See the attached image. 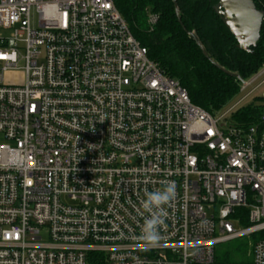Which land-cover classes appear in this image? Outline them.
<instances>
[{"label": "built area", "instance_id": "built-area-1", "mask_svg": "<svg viewBox=\"0 0 264 264\" xmlns=\"http://www.w3.org/2000/svg\"><path fill=\"white\" fill-rule=\"evenodd\" d=\"M234 110L195 104L116 0H0V264H264V101L255 125ZM249 236L252 260L217 261Z\"/></svg>", "mask_w": 264, "mask_h": 264}, {"label": "trees", "instance_id": "trees-1", "mask_svg": "<svg viewBox=\"0 0 264 264\" xmlns=\"http://www.w3.org/2000/svg\"><path fill=\"white\" fill-rule=\"evenodd\" d=\"M253 1L264 11V0ZM219 2L177 0L179 19L173 0H116L120 13L134 36L147 47L149 56L165 74L180 82L195 104L211 113L226 107L240 92L241 81L264 68V20L257 44L250 50L241 49L222 16L217 14ZM152 13L159 17L153 26L148 21ZM192 34L197 36L208 56ZM263 101V96L256 97V101L238 108L232 113L231 121L244 126L259 123ZM240 247L218 255L217 261L240 260Z\"/></svg>", "mask_w": 264, "mask_h": 264}, {"label": "water", "instance_id": "water-1", "mask_svg": "<svg viewBox=\"0 0 264 264\" xmlns=\"http://www.w3.org/2000/svg\"><path fill=\"white\" fill-rule=\"evenodd\" d=\"M173 2L178 18L180 19L177 0H173ZM216 11L217 14L222 16L226 27L236 38L239 48L250 50L251 46L257 44L264 20V11L258 9L253 0H220L219 4H217ZM192 37L200 45L205 56H208L197 36L192 34ZM224 71L231 74L227 70Z\"/></svg>", "mask_w": 264, "mask_h": 264}, {"label": "rangeland", "instance_id": "rangeland-1", "mask_svg": "<svg viewBox=\"0 0 264 264\" xmlns=\"http://www.w3.org/2000/svg\"><path fill=\"white\" fill-rule=\"evenodd\" d=\"M5 77H6V82L8 83L21 84L24 82V72L22 70H11L5 74ZM245 82L248 83L247 90H245V92L242 91V86H241L240 92L236 94L226 104V107H224L220 112H224L225 110L228 109V107L230 108L232 106L233 109H235L234 111H236L238 108L243 107V105L256 101V97H261V96L264 97V68L260 70L257 74H255L252 78L245 80ZM247 93L249 94L245 95ZM1 139L2 137H0V143H1ZM255 240H256L255 237L249 236L236 241L220 244L216 247L217 257L218 255H223L231 252L232 249H234L235 247L238 248V246L239 247L241 246L240 247L241 257L240 260L237 259L236 262H248L252 260L253 257L249 255L252 249L250 244L254 243Z\"/></svg>", "mask_w": 264, "mask_h": 264}, {"label": "clouds", "instance_id": "clouds-1", "mask_svg": "<svg viewBox=\"0 0 264 264\" xmlns=\"http://www.w3.org/2000/svg\"><path fill=\"white\" fill-rule=\"evenodd\" d=\"M176 189L174 182H169L161 191L146 194L142 207L149 213L142 226L141 239L147 248H154L160 240L159 228L164 224L166 218L165 205L171 203L175 198Z\"/></svg>", "mask_w": 264, "mask_h": 264}]
</instances>
